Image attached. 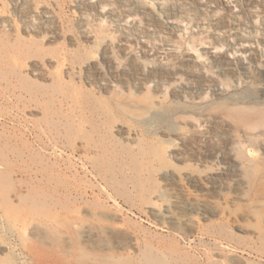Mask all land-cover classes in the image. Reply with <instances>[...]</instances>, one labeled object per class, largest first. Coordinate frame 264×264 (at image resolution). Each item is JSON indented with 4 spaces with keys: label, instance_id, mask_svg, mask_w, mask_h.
<instances>
[{
    "label": "rangeland",
    "instance_id": "rangeland-1",
    "mask_svg": "<svg viewBox=\"0 0 264 264\" xmlns=\"http://www.w3.org/2000/svg\"><path fill=\"white\" fill-rule=\"evenodd\" d=\"M264 264V0H0V264Z\"/></svg>",
    "mask_w": 264,
    "mask_h": 264
},
{
    "label": "bare ground",
    "instance_id": "bare-ground-1",
    "mask_svg": "<svg viewBox=\"0 0 264 264\" xmlns=\"http://www.w3.org/2000/svg\"><path fill=\"white\" fill-rule=\"evenodd\" d=\"M41 249L42 248L36 247V252H37L36 257L38 259V262L40 264H49V263L46 262L47 253L46 252L44 253Z\"/></svg>",
    "mask_w": 264,
    "mask_h": 264
}]
</instances>
